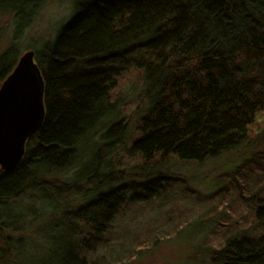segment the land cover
Masks as SVG:
<instances>
[{"label":"trees","instance_id":"obj_1","mask_svg":"<svg viewBox=\"0 0 264 264\" xmlns=\"http://www.w3.org/2000/svg\"><path fill=\"white\" fill-rule=\"evenodd\" d=\"M42 1L0 0V11L13 14L19 34ZM13 53L11 46L0 57V87L18 63L19 54L6 64ZM35 53L45 118L21 164L0 167V264L19 257L27 220L45 217L36 202L51 209L45 221L52 231H69L63 242L71 259L62 264L76 256L87 264L105 245L110 256L119 249L124 255L106 263L116 264L180 225L192 227L184 209L169 205L184 181L170 170L238 149L264 116V0H79L53 42ZM126 84L140 92L133 105L139 117L121 157L132 126L121 104ZM235 171L223 199L237 191L247 208L239 220L202 224L221 240L211 264H264V193L244 190L253 181L264 190V152ZM73 199L81 203L76 208ZM144 214H153L158 229L149 220L128 250L117 221Z\"/></svg>","mask_w":264,"mask_h":264},{"label":"rangeland","instance_id":"obj_2","mask_svg":"<svg viewBox=\"0 0 264 264\" xmlns=\"http://www.w3.org/2000/svg\"><path fill=\"white\" fill-rule=\"evenodd\" d=\"M78 1L43 0L35 10L27 28L19 34H16L13 14L0 11V57L12 46L14 53L6 61V64L9 65L17 58V54H19V59L23 53L29 50L41 51L46 45L51 44L57 33L74 15L75 5ZM30 13V10L26 12L24 24L31 18ZM130 86V84H126L123 90L120 91L121 104L124 105L123 117L129 120L132 125L129 136L126 142L123 143V149L118 150L121 157H125V148L130 144L129 139L137 135L135 125L139 112L135 111L133 105L139 102L140 92H133ZM259 152H264V116L258 118L252 138L231 153L202 165L173 167L170 173L173 172V175L182 177L184 181L175 185L177 187L174 190L178 198L170 199L169 205L175 203L176 208L184 209L182 211L187 215L185 224L192 223L193 226L180 225L182 227L176 232L169 233L167 238H158L157 241H151L147 247L142 244V249L137 255L129 259H123L116 264H211L210 251H214L215 246L219 248V241L221 240L216 239L217 235L215 233L209 232V226H205L206 229L202 227L205 223L211 224V221L239 220L243 208L247 207L243 205L241 200H238L237 191H231L232 194H228L224 200L222 190L233 188L229 181L232 182L237 177L236 167ZM70 175H63L62 178L67 180ZM139 182H142V180H139ZM241 182L244 183L243 180ZM257 184L256 181H253L251 186H249V183L245 184V192L248 189H253L255 192L261 191L264 193V190H260L262 186L259 187ZM70 203L72 208H76L81 204L80 201L75 199L70 200ZM32 206H34V209H40V213L45 214V217L36 216L27 220L25 225L29 227V230L23 234L27 241L18 252L19 257L12 264H62L63 260L71 259L66 257L64 252L65 243L63 242L69 235V231L66 228L52 231L45 221L46 218L48 219V213L51 209L43 202H36ZM153 208L154 215H157L159 205H154ZM229 211L232 212L233 216L228 214ZM18 212L12 211V209L10 211L3 210L4 214L11 216ZM40 213L39 215H41ZM176 213H179V211H176ZM134 217L135 215H130L117 221L119 226L116 230L120 234L118 235V238H120L118 241L125 244L128 250H133L136 237L145 233L149 220L152 222L153 228L159 225L155 224L156 219L153 214ZM171 224L172 227L175 225L174 223ZM10 225L11 227L15 226L9 222ZM196 225L198 227L202 225L200 230L195 229ZM36 232L39 234L38 236ZM119 251L120 249L112 256L114 258L118 255L123 257L124 255L120 254ZM112 256L108 254L105 245L89 258L90 262L87 264H106ZM83 259V256H76L74 260H69L71 261L69 264H84Z\"/></svg>","mask_w":264,"mask_h":264},{"label":"water","instance_id":"obj_3","mask_svg":"<svg viewBox=\"0 0 264 264\" xmlns=\"http://www.w3.org/2000/svg\"><path fill=\"white\" fill-rule=\"evenodd\" d=\"M44 88L36 53L29 50L0 87V167L5 172L21 164L27 141L44 121Z\"/></svg>","mask_w":264,"mask_h":264}]
</instances>
